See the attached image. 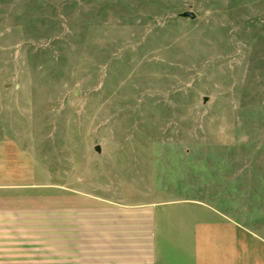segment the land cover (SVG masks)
Masks as SVG:
<instances>
[{
  "label": "rangeland",
  "instance_id": "rangeland-1",
  "mask_svg": "<svg viewBox=\"0 0 264 264\" xmlns=\"http://www.w3.org/2000/svg\"><path fill=\"white\" fill-rule=\"evenodd\" d=\"M0 169L40 208L198 201L264 245V0H0Z\"/></svg>",
  "mask_w": 264,
  "mask_h": 264
},
{
  "label": "crops",
  "instance_id": "crops-1",
  "mask_svg": "<svg viewBox=\"0 0 264 264\" xmlns=\"http://www.w3.org/2000/svg\"><path fill=\"white\" fill-rule=\"evenodd\" d=\"M11 181L0 184V264H264V245L248 246L252 235L202 202L108 203L67 192L40 208L28 183Z\"/></svg>",
  "mask_w": 264,
  "mask_h": 264
},
{
  "label": "water",
  "instance_id": "water-1",
  "mask_svg": "<svg viewBox=\"0 0 264 264\" xmlns=\"http://www.w3.org/2000/svg\"><path fill=\"white\" fill-rule=\"evenodd\" d=\"M186 15L192 18V15H190V14H188V13H187V14H185V16H186Z\"/></svg>",
  "mask_w": 264,
  "mask_h": 264
}]
</instances>
